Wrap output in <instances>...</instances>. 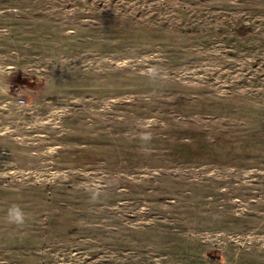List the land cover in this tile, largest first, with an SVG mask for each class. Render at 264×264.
<instances>
[{
  "label": "rangeland",
  "instance_id": "1",
  "mask_svg": "<svg viewBox=\"0 0 264 264\" xmlns=\"http://www.w3.org/2000/svg\"><path fill=\"white\" fill-rule=\"evenodd\" d=\"M0 264H264V0H0Z\"/></svg>",
  "mask_w": 264,
  "mask_h": 264
},
{
  "label": "clouds",
  "instance_id": "2",
  "mask_svg": "<svg viewBox=\"0 0 264 264\" xmlns=\"http://www.w3.org/2000/svg\"><path fill=\"white\" fill-rule=\"evenodd\" d=\"M6 222L10 225L22 226L26 222V214L20 206L12 205L7 211Z\"/></svg>",
  "mask_w": 264,
  "mask_h": 264
},
{
  "label": "built area",
  "instance_id": "3",
  "mask_svg": "<svg viewBox=\"0 0 264 264\" xmlns=\"http://www.w3.org/2000/svg\"><path fill=\"white\" fill-rule=\"evenodd\" d=\"M20 103L22 102V100L21 101H19Z\"/></svg>",
  "mask_w": 264,
  "mask_h": 264
}]
</instances>
